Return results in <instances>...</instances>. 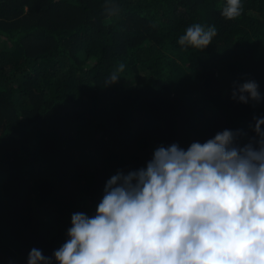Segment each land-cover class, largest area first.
Instances as JSON below:
<instances>
[{"label": "trees", "instance_id": "obj_1", "mask_svg": "<svg viewBox=\"0 0 264 264\" xmlns=\"http://www.w3.org/2000/svg\"><path fill=\"white\" fill-rule=\"evenodd\" d=\"M0 0V264L51 257L71 215L95 214L108 179L153 151L224 129L255 135L264 102L231 98L253 79L264 95V0L235 20L221 0ZM194 23L215 25L203 51L182 49ZM119 63L118 84L104 81Z\"/></svg>", "mask_w": 264, "mask_h": 264}, {"label": "clouds", "instance_id": "obj_2", "mask_svg": "<svg viewBox=\"0 0 264 264\" xmlns=\"http://www.w3.org/2000/svg\"><path fill=\"white\" fill-rule=\"evenodd\" d=\"M221 15L235 20L243 0H221ZM105 10L116 15L115 0ZM215 25L194 23L179 36L182 49L203 51L217 36ZM119 63L104 87L116 85ZM231 98L264 102L253 79L235 82ZM255 133L224 129L186 149L160 145L145 167L117 171L106 182L95 214L71 215L67 239L51 257L32 248L27 264H264V116Z\"/></svg>", "mask_w": 264, "mask_h": 264}]
</instances>
